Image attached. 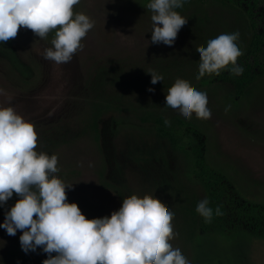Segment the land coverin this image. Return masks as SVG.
<instances>
[{
    "label": "rangeland",
    "instance_id": "1",
    "mask_svg": "<svg viewBox=\"0 0 264 264\" xmlns=\"http://www.w3.org/2000/svg\"><path fill=\"white\" fill-rule=\"evenodd\" d=\"M140 3V0H80L74 12L88 15L94 26L68 63L57 65L43 57L44 49L52 47L55 36L50 34L40 38L21 28L15 39L0 43V48L11 46L10 51L32 73L30 79L19 76L0 51V89L12 97L15 110L34 123L38 134L36 150L57 155L60 169L57 175L67 184H73L66 189L68 202L77 203L89 219L110 216L132 194L155 195L171 212L174 205L171 198L175 193H164L156 181L180 163L163 143L156 144L155 157L161 160L166 155L167 166L161 161H148L149 155L141 152L138 157L146 161L136 163L129 153L136 156L141 148H151L155 143L152 135L137 132L131 126L120 127L114 121L118 114L109 110L98 120L96 138L87 128L89 100L99 97L102 90L103 94H119L122 102L131 106L139 102L148 107L154 103L162 107L165 102L169 88L152 87L153 91H149L150 87L122 86L123 82L117 81L130 79L132 74L139 79L156 72L159 65L165 64L160 57L166 48L178 55L177 51H183L190 39L188 34L180 36L181 28L172 46L151 43L152 13L147 4ZM207 10L210 13L214 9L208 5ZM107 73L112 75L110 79L104 78ZM177 78L182 77H171L170 82ZM204 88L200 90L206 92ZM206 94L211 118L199 119L195 113L192 118L200 123L207 136L210 158L220 161L216 163L229 171L237 184L255 193L262 192L259 184L264 183V80L256 102L249 104L244 100L235 109L226 103L222 89L213 97ZM6 103V97L0 96V105ZM119 114L121 117L124 111ZM104 181L114 184L117 193L104 187ZM14 203L0 207V223ZM175 218L174 215L172 224L176 235L170 243L180 249L187 233L178 229ZM20 235L17 230L15 236H9L0 228V264H42L47 254L39 247L35 252L25 253L20 246ZM8 251H14L17 258L5 257ZM250 251L254 264H264V241H253Z\"/></svg>",
    "mask_w": 264,
    "mask_h": 264
},
{
    "label": "clouds",
    "instance_id": "2",
    "mask_svg": "<svg viewBox=\"0 0 264 264\" xmlns=\"http://www.w3.org/2000/svg\"><path fill=\"white\" fill-rule=\"evenodd\" d=\"M185 0H150L151 43L172 46L187 18L176 9ZM80 0H0V43L15 39L21 28L47 38L55 32L52 47L44 49L45 59L60 65L71 61L94 21L74 12ZM239 32L222 33L209 39L199 53L197 79L219 75L228 69L240 75L237 64L243 54L238 46ZM151 83L163 76L150 72ZM153 91V89H149ZM7 103L0 105V204L15 193L19 199L5 213L0 228L9 236L17 230L21 249L27 253L39 247L47 254L42 264H190L170 241L175 237L171 212L155 195L132 194L122 200L110 216L87 218L75 202H68L67 184L57 173V155L36 149L38 134L33 122L24 119L11 104L12 97L0 89ZM166 105L190 119L211 118L206 92L189 81L177 78L165 95ZM227 111V109H226ZM165 124L170 121L165 120ZM204 198L196 211L210 222L213 210ZM216 214L220 215L217 207Z\"/></svg>",
    "mask_w": 264,
    "mask_h": 264
},
{
    "label": "trees",
    "instance_id": "3",
    "mask_svg": "<svg viewBox=\"0 0 264 264\" xmlns=\"http://www.w3.org/2000/svg\"><path fill=\"white\" fill-rule=\"evenodd\" d=\"M140 1V4L150 2ZM208 5L214 9L209 10L210 13ZM176 11L187 18L180 36L188 34L190 39L188 38L183 51H177L178 55L166 48V53L160 57L165 64L156 67L155 73L168 81L152 84L151 75L140 76L138 79L136 74H132L130 79H117L118 83L142 88H169L173 84L170 82L171 77L183 79L185 76V80L188 79L197 90L202 91L200 89L204 86L208 96L213 97L219 88L222 89L226 103L233 109L244 100L249 104L256 102L261 81L264 80V0H185L183 7ZM237 31L240 34L237 43L243 52L237 64L243 68V72L234 75L230 72L229 65L219 75L206 74L198 80L196 77L200 60L196 49L206 46L209 39L219 34ZM49 34L55 36V32ZM10 48L11 46L0 48L1 57L11 63L12 69L19 76L30 79V67L21 63ZM109 74H105L104 78L110 79L112 75ZM102 91L99 97L89 100L87 110V128L94 138L97 137L100 116L109 110L118 114L114 121L120 127L131 126L137 132L152 135L155 140L151 148H141L136 156L129 153L133 156L129 157L136 163L146 161L145 158L138 157L141 152L149 155L148 161H161L166 165V155H162L161 160L155 157V147L160 142L180 162L178 167L169 169L168 174L156 181L164 193H175L171 198V204L174 205L170 208L176 216L175 225L183 234L187 233L186 237L183 235L185 240L182 239L184 242L180 250L190 264H254L250 256L252 243L255 240L264 241V183L259 184L263 191L255 193L232 180L231 173L216 163L218 160L210 158L206 145L207 136L200 123L192 117L186 119L181 113L168 107L166 101L162 107H158L156 103L148 107L139 102L131 106L122 102L119 94H103ZM123 111L124 114L120 117L119 113ZM166 119L170 124H165ZM103 186L117 193L118 189L114 184L104 181ZM17 198L19 197L13 193L0 207H9ZM204 198L208 199V206L213 210L210 222H206L196 211L198 202ZM217 207L220 215L216 214ZM5 257L17 258L14 251L6 252Z\"/></svg>",
    "mask_w": 264,
    "mask_h": 264
}]
</instances>
